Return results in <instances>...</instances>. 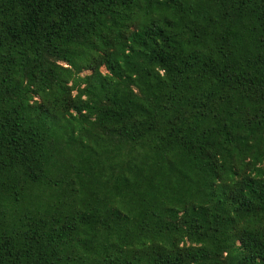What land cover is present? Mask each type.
Listing matches in <instances>:
<instances>
[{
	"label": "trees",
	"instance_id": "1",
	"mask_svg": "<svg viewBox=\"0 0 264 264\" xmlns=\"http://www.w3.org/2000/svg\"><path fill=\"white\" fill-rule=\"evenodd\" d=\"M0 264H264V0H0Z\"/></svg>",
	"mask_w": 264,
	"mask_h": 264
}]
</instances>
